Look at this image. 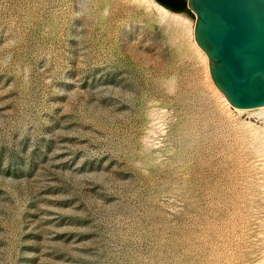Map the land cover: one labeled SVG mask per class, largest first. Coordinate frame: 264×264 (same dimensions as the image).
I'll list each match as a JSON object with an SVG mask.
<instances>
[{
	"label": "rangeland",
	"instance_id": "374dc122",
	"mask_svg": "<svg viewBox=\"0 0 264 264\" xmlns=\"http://www.w3.org/2000/svg\"><path fill=\"white\" fill-rule=\"evenodd\" d=\"M155 4L0 0V264H264V109Z\"/></svg>",
	"mask_w": 264,
	"mask_h": 264
},
{
	"label": "water",
	"instance_id": "95a60500",
	"mask_svg": "<svg viewBox=\"0 0 264 264\" xmlns=\"http://www.w3.org/2000/svg\"><path fill=\"white\" fill-rule=\"evenodd\" d=\"M186 8L217 89L236 109L264 107V0H186Z\"/></svg>",
	"mask_w": 264,
	"mask_h": 264
},
{
	"label": "trees",
	"instance_id": "16d2710c",
	"mask_svg": "<svg viewBox=\"0 0 264 264\" xmlns=\"http://www.w3.org/2000/svg\"><path fill=\"white\" fill-rule=\"evenodd\" d=\"M160 5L173 12H188L186 8V0H156Z\"/></svg>",
	"mask_w": 264,
	"mask_h": 264
},
{
	"label": "bare ground",
	"instance_id": "6f19581e",
	"mask_svg": "<svg viewBox=\"0 0 264 264\" xmlns=\"http://www.w3.org/2000/svg\"><path fill=\"white\" fill-rule=\"evenodd\" d=\"M155 7L157 8V10H158V12H160V16L163 18V16L164 17H166L170 12L167 10V9H165L164 7H162V6H160V5H157V4H155ZM164 14V15H163ZM173 15H176V16H178V14H173ZM166 19V18H165ZM259 109H264V107H262V108H259Z\"/></svg>",
	"mask_w": 264,
	"mask_h": 264
}]
</instances>
